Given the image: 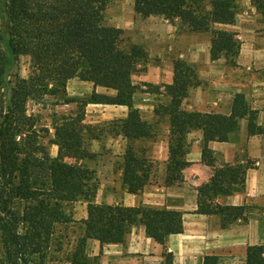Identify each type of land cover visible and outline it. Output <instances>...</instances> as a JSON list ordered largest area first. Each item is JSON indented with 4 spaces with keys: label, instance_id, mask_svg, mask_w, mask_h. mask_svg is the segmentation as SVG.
<instances>
[{
    "label": "trees",
    "instance_id": "trees-1",
    "mask_svg": "<svg viewBox=\"0 0 264 264\" xmlns=\"http://www.w3.org/2000/svg\"><path fill=\"white\" fill-rule=\"evenodd\" d=\"M111 1L0 0V264H97L98 256L86 251L89 239L100 245L122 243L130 228L141 224L148 237L165 247L170 234L182 232L180 211L96 203L93 171L61 157L84 159L85 140L97 137V127L82 123L87 104L127 106L126 117L116 126L128 140L121 182L135 194L148 180L149 164L134 141L148 137L150 130L133 107V96L140 88L132 79L147 53L137 43L124 45L123 30L104 23ZM236 1L134 0L133 9L142 18L161 16L209 33L210 59L223 57L236 66L237 34L216 26L235 22ZM249 1L264 25V0ZM20 56L29 58L28 75L16 74L8 81L7 74ZM172 71V83L164 85L168 101L154 109L169 125L166 180L180 179L189 164L184 159L186 134L200 129L202 161L213 167V174L197 189V212L220 215L222 225H227L243 217L244 207L212 201L242 189L248 164L215 166L208 142L226 141L242 119L248 135L264 134V125L256 122V110L242 93L234 94L228 115L184 110L181 102L189 87L197 84L196 73L182 59L173 61ZM73 78L113 93L93 89L83 97H69L66 85ZM46 97L55 99V104H76L75 110L52 116L56 156L41 142L38 117L26 112L29 100L41 102ZM80 200L86 202L87 216L75 220L67 206ZM70 224L80 230L72 239L66 231ZM263 252L264 245L248 246L246 264H264ZM209 260L215 264L213 258Z\"/></svg>",
    "mask_w": 264,
    "mask_h": 264
},
{
    "label": "crops",
    "instance_id": "crops-1",
    "mask_svg": "<svg viewBox=\"0 0 264 264\" xmlns=\"http://www.w3.org/2000/svg\"><path fill=\"white\" fill-rule=\"evenodd\" d=\"M243 1L245 7L237 11L233 24L216 25L234 31L240 41L237 66L230 68L225 67L221 58L211 60L207 47L200 48L197 42H187L180 38L181 35L172 33L173 28L166 24L163 17L150 15L142 18L136 14L134 0H112L105 9L104 23L122 30L139 29V35L144 37L151 31L159 43H165L163 38L167 37L169 45H162L165 57L171 58L172 62V56L179 54L196 64L197 84L189 87L187 96L182 100L181 108L184 110L228 115L234 94L242 93L251 109L256 110V122L264 125V25L250 1ZM157 19L165 23H157ZM163 63L164 67H149L142 74L132 75L133 82L140 86L133 96V107L139 111L143 126L150 130L148 137L134 141L141 158L149 164L147 183L135 194L122 185V160L128 140L119 131H106L102 156L107 157V161L97 170L100 183L94 200L96 203L144 205L180 211L182 232L170 234L163 247L146 235L143 225L136 224L130 228L122 243L100 245L99 241L89 239L86 251L91 256H98L97 264H204L205 258H208L206 261L209 264V257L215 264H246L247 247L264 245V134L248 135L246 120L242 119L239 128L226 141L208 142L215 166L248 164L242 189L217 195L212 201L243 206L244 214L242 218L222 225L220 215L198 213L197 189L209 182L213 167L202 161L203 133L194 129L186 134L184 159L189 164L181 170L180 179L166 180L169 125L166 117L154 112L159 103L168 101L164 85L171 84L173 80L168 59ZM70 81H74L72 89L83 90V94L93 89L113 93L76 78L67 82V88ZM147 85L155 86V91L147 89ZM98 106L103 107L99 118L91 113ZM127 112V106L123 105L89 103L85 107L82 123L93 125L102 120L106 125L116 123L117 126ZM96 143L93 140L92 146ZM51 155H57V148ZM61 157L63 160L71 159L74 161L72 164L79 166L85 163L84 159ZM73 204L80 208L79 220L86 218V202L80 200Z\"/></svg>",
    "mask_w": 264,
    "mask_h": 264
},
{
    "label": "rangeland",
    "instance_id": "rangeland-1",
    "mask_svg": "<svg viewBox=\"0 0 264 264\" xmlns=\"http://www.w3.org/2000/svg\"><path fill=\"white\" fill-rule=\"evenodd\" d=\"M245 7V2L243 0H237L236 1V8L237 11H241ZM161 17V16H159ZM162 18V17H161ZM164 19V18H163ZM157 23L161 22V24L165 23L167 25H170L172 27L175 35H181L180 38H184L187 42H197L199 44V47H203L209 50V33L207 32H200V31H195L192 28L187 27L185 24H180L178 20H175L174 22H170L165 19L160 21L157 19ZM229 30V29H227ZM139 29H128V30H123V41L124 45H128L131 43H137L141 45L144 50L147 53V56L144 60L140 61L139 63V72L136 74H142L148 70L149 67H156V66H163L164 67V61L168 59L169 61V66L173 69V61L175 59H182L185 60L188 64L193 66L195 73L197 74V66L195 63L189 61L188 57L185 56H178L174 54L172 56V62L171 58L165 57V54H163V48L162 45H169L170 41H167V37L163 38L165 39V43L157 42L155 38V34H153L151 31L148 33L147 32V37H144L143 35H139ZM163 31V30H162ZM232 31V30H231ZM164 33H166L164 31ZM168 34V31H167ZM165 36V34H164ZM172 38V37H170ZM183 41V40H182ZM239 52V51H238ZM238 53L234 57L235 61L237 59ZM204 60V58H202ZM224 62L225 67L230 68V67H235L232 66L229 63V59L226 60L225 58H221ZM237 66V64H236ZM29 72V58L27 56H20L18 60L11 66L8 74H7V80L10 81L11 78L18 74L20 77H26ZM74 81H70V84L66 85V94L69 97H83L88 94H83V90H78L76 91V88L72 89L74 86L73 83ZM138 86V85H137ZM155 86L153 85H147V89L154 90L155 91ZM140 88V86H139ZM55 99H52L50 97H46L44 101L41 102H36L34 100H29L26 104V112L27 114H33L38 117V128L42 129L40 131L41 135V142L46 146L47 151L52 154L56 150V145L52 143L53 139V128H52V116L53 114L60 115L64 113H69L70 111H73L76 109V104L74 103H57L55 104ZM96 109L92 110V114L96 117L101 116L102 113V108L101 106L95 107ZM92 126L97 127V130L95 131L97 137L93 139H86V149L88 151V155L86 158H84L83 165L89 168L90 170L93 171V180L92 184H95L96 186V191L97 187L100 183V177L97 173V170H100L102 168V165L106 164L107 157H104V151H105V145L103 144V137L106 136V131L110 132H116L117 127L115 124H104L102 120L98 121V123L93 124ZM96 140V144L94 147L92 146V141ZM97 146V147H96ZM65 162L72 164L74 161L71 159H64ZM67 209H69L72 212L73 218L75 220H79V209L76 208L75 204H70L67 206ZM59 228V227H58ZM67 235L69 239L75 238L80 230L78 229V225L76 224H70L67 226ZM87 247V246H86Z\"/></svg>",
    "mask_w": 264,
    "mask_h": 264
}]
</instances>
